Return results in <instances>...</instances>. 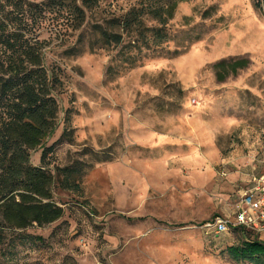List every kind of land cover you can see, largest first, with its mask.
<instances>
[{"label": "rangeland", "instance_id": "obj_1", "mask_svg": "<svg viewBox=\"0 0 264 264\" xmlns=\"http://www.w3.org/2000/svg\"><path fill=\"white\" fill-rule=\"evenodd\" d=\"M140 1L98 0L81 29L39 31L59 80L44 164L62 216L5 232L0 264H250L227 250L257 236L203 225L231 220L239 178L264 175V0L180 3L166 42L109 79L119 47L94 27ZM235 58L250 64L218 81L213 64Z\"/></svg>", "mask_w": 264, "mask_h": 264}, {"label": "trees", "instance_id": "obj_2", "mask_svg": "<svg viewBox=\"0 0 264 264\" xmlns=\"http://www.w3.org/2000/svg\"><path fill=\"white\" fill-rule=\"evenodd\" d=\"M191 0H141L123 16L95 25L101 46L119 47L106 70L111 79L134 68L143 51H155L167 40L164 28L180 3ZM98 0H0V245L5 232L33 225L43 227L59 220L62 210L54 202L53 173L44 164L51 147L45 142L57 127L54 97L59 80L44 64L48 42L39 31L51 21L55 29L79 30L85 14ZM54 27V26H53ZM126 38L127 41L123 42ZM247 58L221 60L212 68L218 81L246 69ZM41 150L40 166L30 163ZM56 170V169H55ZM54 170V172H56ZM71 176L68 169L61 171ZM64 189L78 188L74 181ZM244 232L243 230H240ZM235 262L264 264V243L246 240L230 247Z\"/></svg>", "mask_w": 264, "mask_h": 264}, {"label": "built area", "instance_id": "obj_3", "mask_svg": "<svg viewBox=\"0 0 264 264\" xmlns=\"http://www.w3.org/2000/svg\"><path fill=\"white\" fill-rule=\"evenodd\" d=\"M203 228L216 236L238 229L264 237V175L249 176L247 188L237 195L233 204L231 220L215 217Z\"/></svg>", "mask_w": 264, "mask_h": 264}, {"label": "crops", "instance_id": "obj_4", "mask_svg": "<svg viewBox=\"0 0 264 264\" xmlns=\"http://www.w3.org/2000/svg\"><path fill=\"white\" fill-rule=\"evenodd\" d=\"M250 175H257V174H250ZM259 175V174H258ZM239 185L236 187V195H235V197H237V195L238 194H241L242 192H243V190H245L246 188H247V186H248V180H247V177H244V178H239ZM246 187V188H245ZM232 215H233V213H232ZM220 217H222V216H220ZM233 217V216H232ZM246 241V240H245ZM257 241H259V242H262V243H264V237H260V238H258L257 239Z\"/></svg>", "mask_w": 264, "mask_h": 264}]
</instances>
